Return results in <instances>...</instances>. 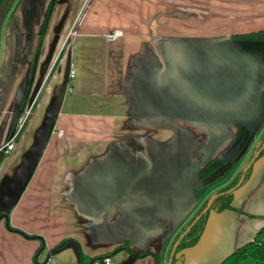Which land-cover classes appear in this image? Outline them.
<instances>
[{
	"label": "crops",
	"instance_id": "1",
	"mask_svg": "<svg viewBox=\"0 0 264 264\" xmlns=\"http://www.w3.org/2000/svg\"><path fill=\"white\" fill-rule=\"evenodd\" d=\"M47 1L20 0L4 25L0 146L26 86ZM262 23L264 0H56L32 84L34 113L0 165V214H7L0 219V264H44L63 238L79 246L65 243L50 264H77L79 249L97 256L125 238L133 250L162 253L166 264L169 240L201 201L193 192L198 168L236 128V111L221 119L204 108L259 104L264 70L252 79L245 65L227 63L235 52L227 40ZM114 29L122 35L107 39ZM46 118L51 128L37 163L9 206L6 191ZM257 177L238 190L235 210L209 213L183 264H217L252 239L258 213L246 201ZM113 258L155 264L126 250Z\"/></svg>",
	"mask_w": 264,
	"mask_h": 264
},
{
	"label": "water",
	"instance_id": "2",
	"mask_svg": "<svg viewBox=\"0 0 264 264\" xmlns=\"http://www.w3.org/2000/svg\"><path fill=\"white\" fill-rule=\"evenodd\" d=\"M227 41L235 47V52L233 54V58L230 59V60H228L227 63H232L236 67H238L239 65L240 66L242 65L244 67V65H245V70L247 69L248 71H250L251 78L252 79L256 75V72H257L256 70H258L259 73H260V71L264 70V64H263L262 68H261V65L259 64L260 61H263L264 62V41L235 39V38L234 39L231 38V39H229ZM243 47L248 48L247 50H249V51L248 52L247 51H243ZM240 52H242V53H240ZM263 89L264 88H262V90ZM262 90L259 92L258 101H260V96H261ZM22 98L23 97H21V100H22ZM19 106H20V102H19V104L17 106V109L18 110H19ZM235 109L236 108H231V109L218 108L217 110H215V109L214 110H211V109L204 108L205 114L208 113V112H210V114L213 113V115L219 114L221 116V119L223 118L222 116L224 114L227 115L228 113H231L233 111H236L235 117H233L232 120L234 121L235 124H238V123L246 124V128H245L244 136H243L241 142L238 144L235 152L230 156V158L227 161H225L224 163L220 164L214 170H212L211 172H209L204 178L200 179L196 183V185H195V188L197 190L203 188L206 184H208V183H210V182L218 179L219 177H221L231 167V165L234 162L233 161L234 160V157L237 154L238 150L241 148V146L243 145V143L248 139V137L250 135V132L254 129L255 126L258 125L257 123L260 121V119L264 115V93L262 95V103L260 105L257 104V106L255 108H249L248 110H246V108H237L236 110ZM20 112L17 111V113H18L17 115H19ZM247 112H248V114H247ZM50 128H51V126H49V118H46L44 120V122L42 123V125L40 126L39 130L37 131L36 138L34 140L33 145L31 146L30 150L27 151V154L22 158V162L18 166L17 171H16V173L14 175V178H13L12 182L10 183V185L8 187V191H6L7 192V194H6V200H8V205L9 206H11L13 203H15L18 200V198L21 195V193L23 192V190H24V188H25V186H26V184H27V182H28V180H29L32 172H33V169H34V167H35V165L37 163V160H38L39 155L41 153L42 147H43V145L45 143V140L47 138V135L50 132ZM10 129L12 131V129H13L12 126H11ZM10 133H9V135H10ZM262 146L264 147V143H263ZM1 152L2 151L0 150V153ZM258 154H259V152L256 153L255 155H258ZM263 157H264V150H263V154L258 159L255 160L256 157H253L251 159V162L253 163V165H252V171H251L248 179L243 184H241L242 181H243L244 173H245L247 167L243 169V172H242V174H241V176L239 178V181L237 182V184L233 188V200L231 202V205L234 208H235V206L233 205V202L237 198L238 190L240 188L247 187V185L249 183H251V181L253 180V178H255V176L258 173V170L261 167L260 164L258 166L257 163ZM206 162H204L202 164V166ZM201 167L198 168V170H197V179L200 178V175L198 174V172L200 171ZM216 196H217V194L215 193V194H212L207 199L206 205L202 209L201 214L202 213H205L206 211H208L210 209V206L212 204V201L215 199ZM109 201H112V200H109ZM235 209H232V210H235ZM224 210H227V209H224ZM224 210H222V211H224ZM211 211L217 212V211H215L213 209H210L209 212H208V215H209V213ZM222 211H219V212H222ZM0 216H7V214L5 212L3 214H0ZM207 219H208V216H207ZM206 223H207V220L205 222L204 228L206 226ZM189 227L190 226H188L186 228L185 232L189 229ZM204 228H203V230H204ZM184 233L180 234V236L172 244L171 250H170L169 254L167 255V262H166V264H171L172 263V259H173L175 250H176V248L178 246V243L180 242L181 238L183 237ZM202 233H203V231L201 232V234L199 236V239H200ZM199 239L197 240V242L194 245H196L199 242ZM125 241H128L127 238H125L124 240H122V243H124ZM71 242H73V241H69L67 243H71ZM118 245H120V244H118ZM194 245H192V246H194ZM189 247H191V246H189ZM185 249L186 248H184L183 250L179 251L175 255L176 257H178L179 255L182 254V260H177L176 261V264H183V255H184ZM42 250H43V246H42L41 251ZM234 250H232V251L224 254L220 258V260L218 261L217 264H220V262L226 256H228L229 254H231ZM134 251H136V250H134ZM136 252H139V251H136ZM155 254H157L160 257L162 255V253H155ZM50 255H51V252L49 250L48 253L45 256V262H44V264L47 262V260L49 259ZM78 262H79V257H78L77 264H78Z\"/></svg>",
	"mask_w": 264,
	"mask_h": 264
},
{
	"label": "trees",
	"instance_id": "3",
	"mask_svg": "<svg viewBox=\"0 0 264 264\" xmlns=\"http://www.w3.org/2000/svg\"><path fill=\"white\" fill-rule=\"evenodd\" d=\"M2 1L3 0H0V4ZM54 4H55V0H50L49 7H48L47 12L45 14L46 16H45V19L43 22L42 31L39 34V39L37 41L36 55L39 53V50L41 49L42 41H43L44 35L46 33V30H47V26H48V23H49V20L51 17V13L53 11ZM232 37L236 38V39L264 41V28L259 29V30H255V31L242 33V34H235ZM37 58H38V55H37ZM37 58L35 59V62H34L35 65H36ZM32 74H33V72H32ZM30 82H31V80H30ZM29 90H30V87H27L25 94H24V99L22 100V102L20 104V107L22 108V110L24 109V107L27 103L26 98L29 94ZM261 98H262V96H261ZM21 112H20V114H21ZM237 125H245V124L238 123ZM21 133L17 136V141L19 140ZM3 157H4V154L1 152L0 153V163L3 159ZM225 159H226L225 155L215 156V157L210 158L201 167L200 171L198 172V174L200 175V178L205 177L209 172H211L217 166H219ZM250 170L251 169L249 167L247 169L245 175H244V180L242 181L241 184H243L248 179V177L250 175ZM229 172H230V170H228L224 175H222L218 179L206 184L203 188L199 189L200 192L201 193H203L204 191L207 192V190L212 185L217 184L218 182L223 180ZM241 173H242V170L238 172V174L234 177V179L230 182V184H228L227 186H225V187H223L220 190L215 192L217 194V196L212 201L210 209H213L217 212L222 211L224 209H235L231 205V202L233 200V188L231 186H233L237 182ZM207 199L203 200L201 202V204L196 208V210L194 211V213L192 214V216L190 218H188L185 222H183L182 224L179 225L180 228L179 229L177 228L175 233L171 237V240L169 241V244L167 246V255L169 254V252L171 250L172 244L176 241V239L180 236V234L182 232H184L188 226H190L189 229L184 233L180 242L178 243V246L175 250L171 264H176L177 260H182V254L179 255L178 257L175 256L179 251L183 250L184 248H187L189 246L194 245L197 242V240L199 239V236H200L201 232L203 231L205 222L207 220L208 212L210 210L209 209L205 213L201 214L202 209L206 205ZM2 217L3 216H0V219ZM11 229L16 230V231H20L19 229H15V228H11ZM23 234L26 235L27 237H37L35 235H27L25 233H23ZM69 241H73L74 243L78 244V246H79V243L75 239L63 238L60 241H58L56 244H54L52 246V248H50V252L53 253L56 249L63 246L65 243H67ZM41 249H42L41 246L38 247L36 252H35V255L37 253H39L41 251ZM121 250H126L129 253H131L132 255H135L137 257H143V256H147V255L152 256L154 261H155V264H162V258L160 256H158L157 254H155L153 251L145 250L142 252H136L130 247V245L127 241H125L124 243H122L120 245L115 246L112 250L105 252L103 254L97 255V256H87L82 252L81 249H79V262H78V264H90L93 260L100 258L101 256H104V255H108V256L113 257V255L115 253H117L118 251H121ZM220 264H264V225H262L255 232L252 239L247 240L246 242L242 243L231 254L226 256L220 262Z\"/></svg>",
	"mask_w": 264,
	"mask_h": 264
},
{
	"label": "flooded vegetation",
	"instance_id": "4",
	"mask_svg": "<svg viewBox=\"0 0 264 264\" xmlns=\"http://www.w3.org/2000/svg\"><path fill=\"white\" fill-rule=\"evenodd\" d=\"M19 2H20V0H3L1 2V4H0V60L3 57V54H4V46L3 45H4V36L6 34V30H4V25L7 24L8 21L14 15L15 9L17 8ZM55 2H56V0H55ZM49 3H50V0L47 1L46 7H45V10H44V15H43V18H42V21H41L39 30L36 33L37 39H36V42H35V46H34V48L32 50V53H31V55L29 57L30 60H29V65H28V77H27L26 86H25V89H24V92H23V96H22L23 98H22V100L24 99V94H25V91H26L27 87H30L29 94H28V96L26 98L27 100H28L29 95L32 93V89H33L32 88V84H33V81H34V77H35V73H36V69H37V65H38V61H39V56H40L41 49H42V46H41V49L39 50V53L37 54L38 55V58H37V55H36V46H37V41L39 39V34L42 31V26H43V22H44V19H45V16H46L45 14H46L47 9L49 7ZM43 40H44V38H43ZM42 45H43V41H42ZM36 58H37V61H36V65H35L34 62H35V59ZM32 72H33V74H32ZM30 80H31V82H30ZM262 93H264V89L262 90L261 94ZM261 96H260V101H259V104L258 105H260L262 103ZM22 100L20 101V104H21ZM17 111H19V112L22 111V108L19 106V110L18 109L16 110V115H15L13 124L15 123L16 119L19 116V115H17L18 114ZM263 121H264V115L262 116V118L260 119V121L257 123L258 125L255 126L254 129L250 132V135H249L248 139L243 143V145L241 146V148L238 150L237 154L235 155L234 160H233L234 162L231 165V167L228 169V170H230V172L227 174V176L225 178H227L229 176V174L231 172H233V174H232L231 177H229L224 183H222L221 182L222 180H221L217 184L212 185L211 186L212 188L210 187L207 190V192H209L207 194H205V191L203 193H201L200 190H197L195 188L196 183L200 179H202V178H198L194 182V184H193V192L195 194H198L199 195V197H200L199 199L201 201L191 211V213L184 219L185 221L192 216V214L194 213V211L196 210V208L201 204V202L203 200H206L212 194H215L216 191H218L221 188H223V187L227 186L228 184H230V182L234 179V177L238 174L239 171L242 170V172H243V169L246 168V167H247L246 168V171H247V169L250 167V169H251L250 170V173H251V171H252V165H253V163L251 162V159L253 157H256L255 160L258 159L263 154V150H264V147L262 146L263 143H264V137H263L264 136V125L262 126V124H263L262 122ZM245 128H246V124L245 125H237L236 124L235 132L232 135V137L230 138V140L227 142V144L224 146V148L217 155H215V156H221V155H225L226 156V159L222 163H224L225 161H227L230 158V156L235 152L238 144L241 142V140H242V138L244 136ZM10 132H11V130L9 131V133ZM258 152H259V154L258 155H255ZM215 156H213V157H215ZM246 171H245V173H246ZM245 173H244V175H245ZM241 174H240V176H241ZM239 178H238L237 182L239 181ZM243 180H244V178H243ZM237 182L233 186H231V187L234 188L235 185L237 184ZM179 228H180V226L178 227V229ZM184 232H182V233H184Z\"/></svg>",
	"mask_w": 264,
	"mask_h": 264
},
{
	"label": "rangeland",
	"instance_id": "5",
	"mask_svg": "<svg viewBox=\"0 0 264 264\" xmlns=\"http://www.w3.org/2000/svg\"><path fill=\"white\" fill-rule=\"evenodd\" d=\"M86 1V0H85ZM84 10V9H83ZM82 10V11H83ZM82 13V12H81ZM78 17H80V16H78ZM78 21V20H77ZM76 25V20L75 19H73V24L72 25ZM263 24V23H262ZM264 25V24H263ZM75 27H73L71 30H72V32H73V29H74ZM70 30V29H69ZM69 40L70 39H68L67 38V40H66V42H65V46H66V50L68 49V46L70 45V42H69ZM74 77V76H73ZM73 77H71V78H73ZM35 94H36V92L35 91H33L32 93H31V95H30V98H29V103H31L32 102V100L35 98ZM38 99V98H37ZM35 107H36V103H35V106H34V108L31 110V115H30V117H32V115H33V113H34V110H35ZM38 115H39V112H38ZM38 115L36 116L37 118H36V122L35 123H37L38 122V120L40 119V117H38ZM18 118H19V116H18ZM18 118L16 119V121H15V123L12 125V128H13V126H15L16 125V122H17V120H18ZM30 120V119H29ZM263 124H262V126L264 125V121L262 122ZM261 126V127H262ZM25 128V127H24ZM11 130V129H10ZM59 131V130H58ZM9 135V134H8ZM8 135H6V137L4 138V140L1 142V145L6 141V139H7V137H8ZM21 135H22V133H21ZM3 153V152H2ZM4 154V153H3ZM4 157H6V155L4 154ZM4 157H3V159H4ZM3 159H2V161H3ZM5 160V159H4ZM2 161H1V163H2ZM1 163H0V165H1ZM258 166H259V164H260V169L258 170V177H257V180L256 181H254V184H255V188L253 189L254 190V192H253V195L251 196L252 197V199H250V200H247L246 201V206H247V208L248 209H250L252 212H254V213H258V217H257V220L255 221V224H253L252 225V227H253V229L256 227V229H259L262 225H264V157L260 160V161H258ZM232 174H233V172H231L230 174H229V176L227 177V178H225L224 180H222L221 182L222 183H224L229 177H231L232 176ZM221 183V184H222ZM212 188V187H211ZM207 193H209V192H205V194H207ZM210 196V195H209ZM185 221V220H184ZM183 221V222H184ZM182 222V223H183ZM260 222H262V224H260ZM181 223V224H182ZM254 236V235H253ZM253 238V237H252ZM170 241V240H169ZM244 242H246V241H244ZM243 242V243H244ZM42 251L40 252V254L39 255H42Z\"/></svg>",
	"mask_w": 264,
	"mask_h": 264
},
{
	"label": "built area",
	"instance_id": "6",
	"mask_svg": "<svg viewBox=\"0 0 264 264\" xmlns=\"http://www.w3.org/2000/svg\"><path fill=\"white\" fill-rule=\"evenodd\" d=\"M72 32V31H71ZM122 31L120 29H114L111 32H107L105 37L109 40L116 38L117 36H121ZM74 76V69L71 67L69 72V77ZM30 101V100H29ZM27 101L24 109L22 110L19 118L16 122V125L13 127L10 135H8L6 141L0 146V150L6 155H10L16 148L17 144V136L23 132L24 127L28 123L31 118V110L34 108L35 103L37 102V97H35L31 103ZM58 134H61V130L58 131ZM50 259L47 260L45 264H50ZM90 264H116L114 258L112 256L104 255L100 258L93 260Z\"/></svg>",
	"mask_w": 264,
	"mask_h": 264
}]
</instances>
